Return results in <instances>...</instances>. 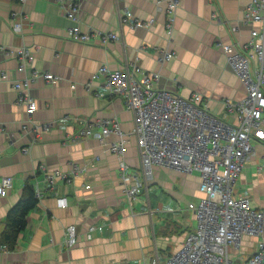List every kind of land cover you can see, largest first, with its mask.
Returning <instances> with one entry per match:
<instances>
[{
    "label": "crops",
    "instance_id": "1",
    "mask_svg": "<svg viewBox=\"0 0 264 264\" xmlns=\"http://www.w3.org/2000/svg\"><path fill=\"white\" fill-rule=\"evenodd\" d=\"M250 1L179 0L176 27L168 41L163 1L82 0L81 30L119 37L103 41L95 34L80 43L68 37L72 22L59 1L0 0V180L11 177V188L0 196V232L26 180L40 194L13 248L0 251V264H150L156 254L163 262L180 248L195 229L188 205L201 197L199 174L154 167L147 178L131 133L133 112L123 95L108 91L104 75L94 74L101 65L124 69L138 64L159 73L157 86L184 97L200 94L212 113L232 120L223 102L240 99L245 89L217 42H248L251 27L243 11ZM123 9L153 21L149 27L121 24ZM20 47L29 49L31 56L24 71L17 72L13 51ZM160 49L171 51L172 58L160 63ZM252 64L256 65L255 57ZM33 70L49 72L59 80L49 83L38 78L30 84L28 93L36 109L28 118L12 79L30 76ZM1 71L8 77L2 78ZM106 119L118 121L128 135L125 158L142 188L134 199L123 190L118 155L107 149L117 135L110 133L103 143L79 136L84 125L98 131L99 122ZM48 122L49 130L33 131L34 125ZM250 142L255 154L242 168L233 195L247 197L254 208H264V143ZM42 164L49 172L66 173L67 179L58 178L49 186L39 170ZM57 198H65V205L60 207ZM70 224L76 226L77 242L67 247ZM89 225L102 230L87 233ZM256 241L246 236L236 249H252L239 251L247 257ZM235 261L242 260L235 257Z\"/></svg>",
    "mask_w": 264,
    "mask_h": 264
},
{
    "label": "built area",
    "instance_id": "2",
    "mask_svg": "<svg viewBox=\"0 0 264 264\" xmlns=\"http://www.w3.org/2000/svg\"><path fill=\"white\" fill-rule=\"evenodd\" d=\"M56 1L61 3L65 17L72 22L67 31L71 40L89 42L91 36L100 34L81 30L82 0ZM161 1L166 6L165 33L169 41L176 27L179 0H156L158 3ZM243 12L245 23L251 27L248 42L243 45L217 42L245 89L240 99L223 102L232 120L212 113L200 94L192 93L184 97L157 86L159 73L148 72L138 64L133 63L124 69H109L107 65H101L94 74L104 75L108 91L123 95L127 107L133 112L131 133L136 137L142 170L147 178L151 177L154 167H170L182 173L199 174L201 197L188 205L196 220L194 231L188 233L180 248L163 262L156 254L150 264H264V208H254L247 197L233 195L242 168L255 154L250 140L264 143V0H251ZM119 17L121 24L132 27H149L153 21H143L128 9H123ZM15 29H19L18 24H15ZM118 37L112 32L100 34L103 41L117 40ZM13 54L17 58L16 71H24L25 62L31 56L30 50L20 47ZM172 56L171 51L160 49L158 60L165 63ZM252 57L256 59L255 66ZM1 77H8L6 71H1ZM38 78L49 83L59 80L49 72L35 70L30 76L12 79L18 102L24 104L28 118L36 109L28 90ZM51 127L50 122L34 125L33 131L37 133ZM22 128L27 130L24 125ZM110 133L117 135L118 140L109 143L107 149L118 155V175L123 190L129 199H134L142 188L136 173H130L125 158L128 135L119 122L102 120L98 131L84 125L79 136H92L103 143ZM39 170L49 186L58 178L67 179L66 173L58 170L49 172L44 164ZM10 188L11 177H1L0 196H5ZM56 201L60 207L65 205V198H57ZM95 230L101 231L102 227L89 225L87 233ZM246 236L257 238L255 249L244 258L239 249L237 257L242 261L236 262L231 258L230 251L238 248ZM76 242V226L70 224L66 227L65 244L72 247ZM1 250L8 251L5 246H0Z\"/></svg>",
    "mask_w": 264,
    "mask_h": 264
},
{
    "label": "trees",
    "instance_id": "3",
    "mask_svg": "<svg viewBox=\"0 0 264 264\" xmlns=\"http://www.w3.org/2000/svg\"><path fill=\"white\" fill-rule=\"evenodd\" d=\"M38 198L35 189L29 180H26L18 201L8 210L4 228L0 232V246H5L10 251L17 235L26 223V215L37 204Z\"/></svg>",
    "mask_w": 264,
    "mask_h": 264
},
{
    "label": "rangeland",
    "instance_id": "4",
    "mask_svg": "<svg viewBox=\"0 0 264 264\" xmlns=\"http://www.w3.org/2000/svg\"><path fill=\"white\" fill-rule=\"evenodd\" d=\"M177 250H178V249H176L175 251H177ZM238 250H239V249H236V248H235V249H231L230 253H231V258H232V259L235 260V257H237V255H238ZM241 250H242V251H243V250H244V251L246 250L247 253H250V251H251L252 249H241ZM242 251H241V252H242ZM242 253H243V252H242Z\"/></svg>",
    "mask_w": 264,
    "mask_h": 264
}]
</instances>
